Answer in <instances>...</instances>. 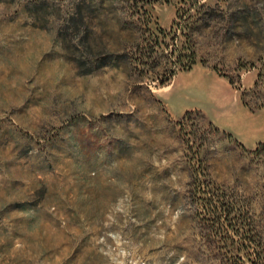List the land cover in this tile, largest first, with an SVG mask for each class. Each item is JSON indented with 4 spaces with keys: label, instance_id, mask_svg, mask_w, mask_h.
Segmentation results:
<instances>
[{
    "label": "rangeland",
    "instance_id": "374dc122",
    "mask_svg": "<svg viewBox=\"0 0 264 264\" xmlns=\"http://www.w3.org/2000/svg\"><path fill=\"white\" fill-rule=\"evenodd\" d=\"M193 52L264 105V0H0V264L257 263L264 144L159 100Z\"/></svg>",
    "mask_w": 264,
    "mask_h": 264
},
{
    "label": "crops",
    "instance_id": "0c3cea01",
    "mask_svg": "<svg viewBox=\"0 0 264 264\" xmlns=\"http://www.w3.org/2000/svg\"><path fill=\"white\" fill-rule=\"evenodd\" d=\"M241 77L239 90L231 84L228 75H222L214 66L198 63L162 86L159 100L173 120H181L187 113H199L216 130L230 135L246 150H255L264 144V110L253 112L242 99L243 91L254 88L257 76L248 71ZM192 97L197 99V105H185Z\"/></svg>",
    "mask_w": 264,
    "mask_h": 264
},
{
    "label": "trees",
    "instance_id": "16d2710c",
    "mask_svg": "<svg viewBox=\"0 0 264 264\" xmlns=\"http://www.w3.org/2000/svg\"><path fill=\"white\" fill-rule=\"evenodd\" d=\"M82 20H83L82 9L78 8L76 14L70 19L71 28L75 31H78V29L80 28V24H81ZM160 33L162 35L164 34L165 36H167V34L163 31H160ZM156 44L158 45V40H157ZM174 54H175V52L171 55V58H173ZM169 62H171L172 69H170L164 73L165 80L161 82L162 86L169 83L178 73L187 72V71L192 70V68L197 64V55L195 52L191 53L190 55H184L183 53H180L176 57L175 61H169ZM216 70H217V68H216ZM228 78L230 79V82L232 85H234V86L237 85L236 82L231 77L228 76ZM236 87L239 90L242 89L241 85H238ZM247 94H248V92H246V91H243V93H242V99H243L244 105L246 107H248L253 112L264 108V105L252 107L250 104H248L246 101ZM190 115H191V113H187L183 119H186ZM219 205H221V206H219ZM207 206H208L209 215L211 217L212 228L217 229V230H222V232H225L228 229H234V228L239 227L238 224L233 226L232 221L229 220V217L234 212L233 203L218 202V204H217L216 202H214V203L208 204ZM236 218L237 217H234V219H236ZM234 219H232V220H234ZM222 221H224V222H222ZM227 221H228V223H227ZM243 225H244L245 229L248 228V226H249L248 224H246V221L243 222ZM257 246L258 247H256L255 249H252L251 243L246 245L245 241H244L242 244L238 245V248L240 250L246 249L247 252L253 250V253L256 252V262H257L256 264H264V253L261 251V249H260V252L257 251V248H259L261 246V243H257ZM221 247L223 249L229 250L230 248H233V249L236 248V244L234 242H231V241H229V242L225 241L221 244ZM246 254H248V253H246Z\"/></svg>",
    "mask_w": 264,
    "mask_h": 264
}]
</instances>
